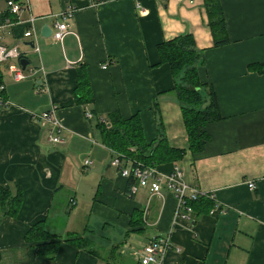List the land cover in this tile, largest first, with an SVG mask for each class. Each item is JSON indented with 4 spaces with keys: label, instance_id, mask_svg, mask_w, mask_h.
<instances>
[{
    "label": "crops",
    "instance_id": "1",
    "mask_svg": "<svg viewBox=\"0 0 264 264\" xmlns=\"http://www.w3.org/2000/svg\"><path fill=\"white\" fill-rule=\"evenodd\" d=\"M17 1L25 7L14 15L0 0V44L16 46L28 61L26 78L19 81L7 70L18 60L1 63L8 105H0V187H21L23 201L16 217H0V264L102 263L64 241L54 259L36 256L24 234L42 219L62 237L84 228L91 232L90 221L99 223L108 229L106 248L118 229L124 236L119 250L129 261L137 262L133 250L167 234L172 248L164 264H264V71L250 69L264 63V0H220L229 39L221 46L213 45L203 0ZM68 5L76 8L70 32L61 41L42 36L43 25L53 30L56 15ZM30 17L34 35L24 37ZM187 33L201 50L198 76L213 88L220 111L206 126L210 139L194 153L187 150L181 109L171 92L175 80L167 63L158 64L157 52L158 43ZM79 66L89 77L90 104L74 99ZM51 105L64 124L57 143L32 118ZM91 107L102 118L114 110L124 117L139 113L148 142L161 125L169 143L186 152L158 168L167 173L179 165L185 181L209 195L214 208L189 221L174 218L176 199L165 188L161 197L142 187L128 195V179L111 165L110 151L86 117ZM85 160L92 164L84 166ZM82 196L84 226L76 212ZM135 211L142 220L139 231L132 225Z\"/></svg>",
    "mask_w": 264,
    "mask_h": 264
},
{
    "label": "trees",
    "instance_id": "2",
    "mask_svg": "<svg viewBox=\"0 0 264 264\" xmlns=\"http://www.w3.org/2000/svg\"><path fill=\"white\" fill-rule=\"evenodd\" d=\"M207 15L208 26L213 39L214 46H221L228 43L226 22L222 12L220 0H203ZM159 55L158 64L167 63L170 72L175 80V86L171 92L175 95L181 109L182 118L187 136V150L191 153L198 152L210 139L206 126L220 118V111L213 88L203 83L197 71L201 50L194 43L193 36L189 33L162 41L157 44ZM20 58H18L19 61ZM0 62V85L3 84V67ZM8 68V65H7ZM251 70L264 71V63L250 65ZM208 101L205 98V94ZM75 102L78 104L92 103V93L89 77L85 66H79L76 74V85L73 89ZM4 88L0 89V105L7 106ZM155 104V102H154ZM92 117L88 118L96 132L99 142L123 162L131 160L132 165L138 163L144 166H154L161 163L177 161L186 152V149L173 147L160 125L158 136L146 141L143 133L139 113L124 117L118 110L109 112L102 118L97 115L94 108H88ZM125 192L128 193L132 184V177L127 178ZM23 201V190L15 185L13 188L0 187V217H16ZM192 208V216L197 219L199 216L208 214L216 205L209 195H202L196 200L188 201ZM132 225L142 228L140 212H134ZM86 228L82 233L69 232L65 236L51 232L45 226V220L36 221L30 224L24 234V241L29 248L34 250L38 257L54 259L56 257L61 241L67 242L77 249L84 250L95 255L101 264H139L137 261L123 263L124 257L119 250V245H114L103 255L100 248L85 235ZM84 233V234H83ZM120 256V260L117 256Z\"/></svg>",
    "mask_w": 264,
    "mask_h": 264
},
{
    "label": "built area",
    "instance_id": "3",
    "mask_svg": "<svg viewBox=\"0 0 264 264\" xmlns=\"http://www.w3.org/2000/svg\"><path fill=\"white\" fill-rule=\"evenodd\" d=\"M101 0H95L93 4ZM7 11L18 15L24 4H21L17 0H6ZM76 8L72 5H68L64 10L56 15L57 20L53 24V30L51 36L55 41H61L63 36L70 32V23L73 12ZM35 18L30 17L28 20V28L23 33L24 37L34 35L32 25ZM33 50L37 51L38 48L33 46ZM21 58V54L16 46L7 47L0 44V62H7L12 59L18 60ZM107 64L102 65L103 68ZM8 74L14 81H19L26 78L24 69L19 64V61L14 64H8ZM4 86L0 85V89ZM8 105V102L5 101ZM56 106L51 105L47 110L39 113H33L32 118H38L40 122L46 125L48 132V140L54 143L60 142V134L64 129V124L55 114ZM86 117L91 118L92 114L86 111ZM111 165L119 170L121 176L125 178L132 177V184L129 186L128 195L136 193L139 187L148 188L150 194H156L162 196V190L165 188L172 192L176 199V206L174 211V218L193 220L192 208L188 204L190 200H196L202 195L196 186L189 184L184 179V173L182 169L176 163L172 164L171 170L167 173L162 172L157 165L144 166L142 164L132 165L131 160L123 162L118 156L111 157ZM92 164L91 160H85L84 166L89 167ZM247 187L250 190L255 188V184L252 181L247 182ZM172 248L169 235L159 234L152 237L144 246L132 251L131 255L139 262V264H164L166 252Z\"/></svg>",
    "mask_w": 264,
    "mask_h": 264
},
{
    "label": "rangeland",
    "instance_id": "4",
    "mask_svg": "<svg viewBox=\"0 0 264 264\" xmlns=\"http://www.w3.org/2000/svg\"><path fill=\"white\" fill-rule=\"evenodd\" d=\"M85 170L87 171L88 169H85ZM83 202H84V197L82 196V198L80 199V202H77L76 207H78V206L79 207L76 209V212H79L80 219H81V221H83L82 225L84 226L87 223V220L85 218L83 220V218H82V216H84L83 214L85 213V207H82ZM87 227H88V229L92 228L93 230L90 229L91 232L90 231H86L85 235H88L90 238L95 240V243H94L95 246L100 248L99 250H101V253L103 255H105L108 252V249H110V247L112 245L120 244V246H122L124 244V242L120 243L121 240L124 238V236L119 234L118 229H112V236H111L110 243L108 245L109 248L108 247L106 248L105 246H103V243H105V245H107V242H104V240H105L104 238L106 237L108 229L103 230L101 228V224H99V223L93 224L91 221H90L89 226H87ZM141 235H143V234H141ZM127 238H126V240H127ZM128 243H129V241H127V244ZM117 259L120 260V256L119 255L117 256ZM128 261L129 260H125L124 259L123 263H126Z\"/></svg>",
    "mask_w": 264,
    "mask_h": 264
},
{
    "label": "water",
    "instance_id": "5",
    "mask_svg": "<svg viewBox=\"0 0 264 264\" xmlns=\"http://www.w3.org/2000/svg\"><path fill=\"white\" fill-rule=\"evenodd\" d=\"M52 29L48 24L43 25L41 28V35L45 37H49L51 35ZM31 46H34L33 43L29 42ZM19 64L22 66L24 69L26 65L28 64V61L25 58H20L19 59Z\"/></svg>",
    "mask_w": 264,
    "mask_h": 264
}]
</instances>
